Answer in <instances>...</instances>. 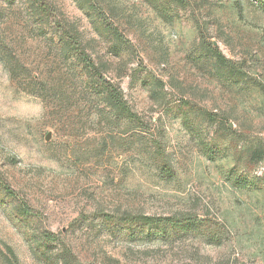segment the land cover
I'll return each instance as SVG.
<instances>
[{"label":"rangeland","instance_id":"374dc122","mask_svg":"<svg viewBox=\"0 0 264 264\" xmlns=\"http://www.w3.org/2000/svg\"><path fill=\"white\" fill-rule=\"evenodd\" d=\"M0 181V264H264V0H0Z\"/></svg>","mask_w":264,"mask_h":264},{"label":"trees","instance_id":"16d2710c","mask_svg":"<svg viewBox=\"0 0 264 264\" xmlns=\"http://www.w3.org/2000/svg\"><path fill=\"white\" fill-rule=\"evenodd\" d=\"M182 1V0H181ZM116 34L117 31H114ZM65 46L68 48V51L74 52L75 60L81 63V67L84 73L92 81L94 88L97 90L100 98L106 102L114 109L118 116H122L130 121L141 123L138 115L133 112V110L128 105L125 100L121 90L116 86L111 80L106 79L97 65L91 60L84 51L78 48L76 43L72 40H67ZM212 54L214 53L217 61L225 63L226 59L223 55L215 50H211ZM237 74L233 73L232 77H238ZM206 117L210 120H214L215 116L212 113H205ZM142 124V123H141ZM160 147L157 146L156 152L159 153ZM161 169L166 174H172L171 169L165 164L162 163ZM0 185L4 190L7 191L9 196L15 195L14 191L7 186L5 183L0 181ZM17 212L21 214L22 217L26 218L31 213L28 205L25 202H21L17 208ZM107 220H117L122 222L127 226V234L131 238L142 239H158L166 238L169 236V231L176 228H186L190 229L193 225L197 223V219H192V217H175V216H151V215H122L121 217H114L110 215L105 216ZM44 237L46 240H50L53 235L48 232H44Z\"/></svg>","mask_w":264,"mask_h":264}]
</instances>
